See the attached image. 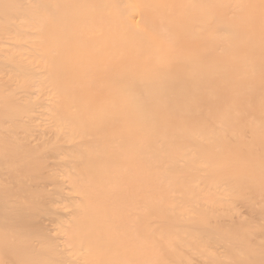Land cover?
I'll list each match as a JSON object with an SVG mask.
<instances>
[{
    "label": "bare ground",
    "instance_id": "obj_1",
    "mask_svg": "<svg viewBox=\"0 0 264 264\" xmlns=\"http://www.w3.org/2000/svg\"><path fill=\"white\" fill-rule=\"evenodd\" d=\"M0 264H264V0H0Z\"/></svg>",
    "mask_w": 264,
    "mask_h": 264
}]
</instances>
